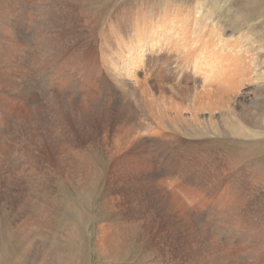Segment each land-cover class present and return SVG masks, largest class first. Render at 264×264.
I'll return each mask as SVG.
<instances>
[{
    "label": "bare ground",
    "instance_id": "1",
    "mask_svg": "<svg viewBox=\"0 0 264 264\" xmlns=\"http://www.w3.org/2000/svg\"><path fill=\"white\" fill-rule=\"evenodd\" d=\"M246 2L232 1L227 11ZM93 4L96 0H0V59L6 57L0 60V83L6 81L0 84V174L14 162L18 169H94L93 155L104 151L112 169L109 189L118 188L105 204L109 213L126 220L110 238L114 247L120 238L122 247L131 249V235L138 238L142 224L161 216L183 220L182 215L201 213L202 206L209 215L233 212L244 202L242 192L246 195L231 174L251 169L242 166L234 145L264 141V33L254 24L227 41L218 21L196 31L202 12L191 14L193 29L189 15L175 9L167 14L154 4L145 9L121 5L104 23ZM254 6L264 19V0H254ZM222 18L226 21V15ZM260 26L264 29V22ZM44 151L56 155L58 163L42 158ZM253 172L261 188L251 190L258 191L259 200L264 175ZM82 174L78 186L90 187V172ZM257 214L245 224L250 235L240 237L246 247L261 241L263 249L264 214ZM199 216L183 220V227L204 228ZM108 227L101 231L107 233ZM176 231L170 240L178 245ZM202 239L189 242L190 254L203 246ZM210 240L223 245L217 236ZM230 245L225 254L237 264L245 252L236 256ZM249 251L264 264V250Z\"/></svg>",
    "mask_w": 264,
    "mask_h": 264
},
{
    "label": "rangeland",
    "instance_id": "2",
    "mask_svg": "<svg viewBox=\"0 0 264 264\" xmlns=\"http://www.w3.org/2000/svg\"><path fill=\"white\" fill-rule=\"evenodd\" d=\"M226 1L228 6L226 5ZM232 1L235 0H116V2L115 0H96V4L91 5V7L95 8V10L102 15L104 23H107L115 8L121 5L127 4L133 9L139 7L145 9L148 5L154 4L164 9V12L167 11L165 12L167 14H170V11L175 9L178 12L189 15L190 21L193 24V29L195 27V20L191 18V14L198 11L202 12V21H198V24L202 25V27H195L196 31L203 29L206 25L217 23L218 21L221 23L223 29L227 31L222 33L223 39L227 41L228 39L229 41L236 40V38L241 36L240 33H247L248 27L254 24L259 28L256 29V32L263 34L264 29H262L260 24L264 22V19H259V12L256 11L257 9L253 10L255 7L254 0H249V2L247 0L246 3H243L241 9H231L229 12L227 10H229V4ZM212 14H214V16L211 19ZM224 15H226V21L222 20ZM242 16H244V20H240ZM207 20H209V22H207ZM235 26L240 27L237 28ZM257 37H261V35ZM253 44L257 48L261 45L258 42ZM4 59H6V57L0 60ZM5 82L6 81H2L0 84L4 86ZM262 85L264 87V84ZM247 88L248 87L243 88V94H245ZM249 89H251L252 92L256 91L254 87H249ZM12 144L9 142V145ZM233 150L238 158L244 160L245 163H242V166H251V169H238L237 171L235 169L231 174V176H234L238 181L235 183L237 184V188L245 191L246 196H244V192H242L244 202H240V206H237L233 212L227 211L225 214L221 215L219 212H214L209 215L205 212V207L203 206L199 208L201 213H198L197 210V212L194 211L191 213L192 215H182L181 218L183 220L187 218L196 219V216L200 215L199 217H202L203 224L206 226L198 229L190 226L183 227L185 222L178 218V216H161L150 225L146 223L142 224L146 226L145 228L139 229L141 231H138L139 234L136 236L140 239L135 238L133 234L131 235L133 238L131 249L129 247H122L123 240L120 238L118 239L119 245L117 247L111 245L110 242L111 236L113 234L118 235L120 226H122L126 220L113 213H109V209L105 204V202H109L114 195L117 196L116 191L118 188L115 184L116 186H111L109 189L108 179L112 169H108L109 167L107 168L110 162L108 161V155L104 151L100 150L96 155H93L92 167L94 169H27L25 165L18 169L20 166L19 163L14 162L11 168H3L7 169L6 173L0 174V264H141V262L142 264H167L166 255L171 258L173 264H190L192 261L193 264H215V262L218 264H234L228 261V255L225 254L229 248L227 247L229 244H232L230 247L232 246L235 252L234 255L238 256L239 251L245 252L243 254L245 257L241 258L237 264H257L252 259L253 253L251 254L249 249L255 251L262 250L261 252H263L264 248L262 249L260 247L261 241L260 243L255 241L248 243L249 245L246 247L244 245L245 238L240 237V234H245L247 237L250 235L247 229V226H249L247 219L250 215L259 213L257 215L261 214V216H263L264 214V211H262V208L264 210V198L259 200L257 198L255 199L258 191L254 192L251 190V186L257 187L258 185V190L261 188L253 170L257 172L260 171L259 173L264 175V141L257 143V140H255L246 141L244 144H235ZM41 157L49 159L53 165L58 163V158L53 153L44 151ZM22 163H24V159H22ZM16 165L19 166L17 167ZM194 170H198L197 173L202 172V169ZM239 170L242 172L240 173ZM82 172H90V176L87 177L90 186L88 188L78 186V179L84 177ZM250 172L253 177L250 176ZM238 174L239 176H237ZM38 184L39 187L37 186ZM194 213L196 215H194ZM137 218V216H133L131 219L133 222H140ZM236 219H239V221L235 222ZM232 225L234 226L233 230L229 229ZM262 225L263 224H261V226ZM104 226H109L108 229L111 227L113 229L111 228V230H108L106 233L105 231H101V228ZM179 226H181V228ZM225 227H228L227 229L229 231ZM237 228L239 229L237 230ZM175 229L179 232L176 231L175 239L178 245L182 244L183 247L181 246V248L170 240L173 234L172 230L175 231ZM133 231L134 230H132V232ZM201 235L203 236V246L197 249L196 254H190L189 242ZM213 235L217 236L223 245L219 246L215 244L216 242L213 241L214 239L212 243L210 239ZM178 237L180 239H178ZM130 238L128 239L130 240ZM185 241L187 242L186 244ZM169 242H171V244ZM205 244L206 246H204ZM161 245H165L166 247H162ZM201 247H203L202 250ZM211 250L212 252L215 250L213 252L214 254ZM215 253L218 256L216 260ZM257 254L258 256L260 255V253ZM189 256H191V258ZM197 259L199 260L197 261Z\"/></svg>",
    "mask_w": 264,
    "mask_h": 264
}]
</instances>
